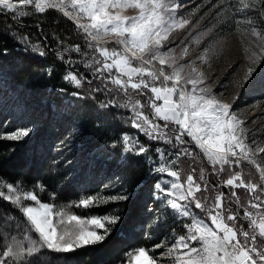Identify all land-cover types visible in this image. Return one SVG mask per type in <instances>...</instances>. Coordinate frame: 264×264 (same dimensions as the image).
Here are the masks:
<instances>
[{
    "label": "snow or ice",
    "instance_id": "6c2138e0",
    "mask_svg": "<svg viewBox=\"0 0 264 264\" xmlns=\"http://www.w3.org/2000/svg\"><path fill=\"white\" fill-rule=\"evenodd\" d=\"M224 4L220 5L222 11L217 16L234 7L237 13L255 12L259 20L264 21V0H238L235 5L224 0ZM18 5H34L38 14L53 9L73 21L82 32L88 48L94 53L91 61L85 62V67L99 65L93 69L92 76L100 80L103 87L97 86L91 90L97 93L111 92L108 88L110 82L125 97L123 103L108 100L101 106L128 109L131 127L148 140L169 146L170 157L162 147L154 149V157L150 145L142 144L137 137L128 134L122 136L124 152L143 156L146 162L152 161L153 172L172 178L171 183L158 181L154 187L160 202L171 210L173 218L183 221L186 234L179 235L171 244L157 243L153 249L143 246L130 249L123 254L121 264H264V184L246 182L241 172L233 171L240 167L241 161H248L255 164L260 180L264 182V164L257 163L252 155L254 152L264 153V146L257 145L255 139L247 141L245 122L237 117L231 103L217 99V95L222 94L212 93L203 72L195 66L197 59L205 60L207 49L203 50L204 55H198L188 64L178 63L188 53L187 46L179 58L174 54V47L165 49L170 33L184 29L190 23L178 11L185 7V2L0 0V14L11 13L12 20H16L17 15L24 16L25 13L18 9ZM129 10L134 14H126ZM232 19L238 31L242 24L254 23L246 16L237 17L234 14ZM244 31L259 43L258 52L250 57L252 66L246 69L243 81L238 84L240 88L244 84L251 87L256 76L264 73V67L261 66L264 64V27L261 30L250 27ZM20 39L25 44V50L31 47L41 56L46 55L40 46L29 44L27 35ZM110 39H114L118 47L102 46ZM74 48L77 53H81L80 45ZM245 52L247 54V49ZM58 58L64 59L59 54ZM157 64L159 67H156ZM185 68L190 69L188 75L183 74ZM65 79L81 87L82 81L87 78H78L69 73ZM88 83L91 85L92 81L88 80ZM129 89L138 96L147 97V107L152 110L151 114L144 111L145 104L140 99H133ZM169 125L173 127L169 128ZM32 132L31 127H21L13 132L0 133V140L20 142L30 137ZM189 144L199 149L211 165L214 175L219 178L226 174L228 178L218 180L216 184L204 183L202 187L189 174L186 182H181L178 165L182 158L193 156ZM200 179L204 180L203 174ZM21 185V181L14 184L0 178V198L22 213L27 222L23 239L28 242L27 247H24L12 237L13 243H9L0 253V264H9L10 260H24L25 264H32L30 258L41 254L44 249L70 253L82 247L102 244L120 222L121 217L111 211L103 215H90L88 218L70 214L65 210L66 206L42 202L36 191L24 190ZM222 187L229 188L230 194L221 191ZM34 188L41 193L45 191L42 184ZM240 188L251 196L247 206L241 205L237 197L235 190ZM55 195L50 194L53 201ZM22 199L32 201L33 204L24 205ZM129 199L130 194L126 190L106 196L97 193L82 196L75 202V206L87 209ZM233 205L236 206L235 210ZM196 210L205 215H198ZM55 216L61 218L59 223H64L66 218L68 224L74 222L75 227L58 229ZM245 221L247 227L244 226ZM30 233H35V238ZM156 248L164 250L158 255L150 254ZM159 257L170 259L160 260Z\"/></svg>",
    "mask_w": 264,
    "mask_h": 264
},
{
    "label": "trees",
    "instance_id": "16d2710c",
    "mask_svg": "<svg viewBox=\"0 0 264 264\" xmlns=\"http://www.w3.org/2000/svg\"><path fill=\"white\" fill-rule=\"evenodd\" d=\"M18 9L25 15H17L16 20L11 19V13L0 14V90L20 107L22 126L29 127L35 123L38 128L20 142L0 140V178L14 184L21 181L22 188L34 189L42 202L66 206L65 210L79 217L103 215L94 207L85 209L75 206L82 196L98 189L97 186L87 185L89 178L84 175V170L76 175L80 184L77 185L75 180L66 179L65 174L72 172L70 168L59 174L47 161L52 147L49 141L59 142L65 134L78 146L82 156H90L94 164L103 160V166L109 170L121 160L116 170L137 194L130 201L126 218L121 219L118 227H113L111 235L102 244L82 247L70 253L44 249L41 254L30 258L32 264H121L123 254L138 247L141 231L132 235L134 221L141 222L142 204L154 193L159 175L152 172L143 156L122 153V136L134 133L129 119L131 114L126 108L102 107L101 104L108 100L120 104L125 97L110 82L108 88L111 92L91 90L103 87L101 81L92 76L93 69L99 65L85 67V62L91 61L94 53L73 21L53 9L43 14L36 13L34 6ZM24 35L29 37L30 45L40 46L46 55L41 56L31 47L25 50V44L20 39ZM75 45H80L81 53L75 51ZM105 46L113 48V45ZM58 54L64 59L58 58ZM69 73L87 79L82 81L81 87H76L65 79ZM88 80L92 81L91 85ZM259 92L264 96V81ZM14 128L13 123L8 126V130ZM139 139L149 144L143 136ZM41 150L43 156L38 154ZM100 168L104 169L100 166L96 174ZM244 171L245 181L252 180L254 170L245 167ZM37 184L45 186V191L41 193L35 189ZM52 193L56 194L54 201L50 198ZM26 228L27 222L19 209L0 198V253L12 237H23ZM30 234L35 238V233ZM23 246L27 247V243ZM9 264H25V261L10 260Z\"/></svg>",
    "mask_w": 264,
    "mask_h": 264
},
{
    "label": "rangeland",
    "instance_id": "374dc122",
    "mask_svg": "<svg viewBox=\"0 0 264 264\" xmlns=\"http://www.w3.org/2000/svg\"><path fill=\"white\" fill-rule=\"evenodd\" d=\"M182 2H185V7L178 11L188 19L190 23L184 29H177L170 33L168 41L165 42V49L168 47H174V54L179 58L182 54L183 48L187 46L188 53L183 59L178 60V63L180 64H188L198 55H204L203 50L207 49L205 60L202 61L197 59L195 66L198 71L203 72L204 77L206 78V83L211 86L212 93L222 94L217 95V99L231 103L237 117L245 122L247 141L251 142L252 139H255L257 145L264 146V96L259 92V87L264 81V73L256 76V81L251 87H249V84H244L243 88L238 86V84L244 79L246 69L252 66L250 57L254 52H258L259 43L248 32L244 31V29L257 27L258 30H261V28L264 27V21H260L258 14L255 12L245 11L244 13H237L234 7L229 8L228 11L223 13V15L217 16V13L222 11L220 5L224 4V0H182ZM228 3L235 5L238 4V0H228ZM224 6L227 7V4H224ZM19 7L21 6L18 5V8ZM126 14L131 15L134 13L129 10ZM234 14L237 17L246 16L254 23L252 25L244 23L238 31L235 22L232 19ZM181 40H183L182 44L180 43ZM105 45L118 47L114 43V39H110L102 44V46ZM246 49L247 54L245 52ZM261 66H263V64ZM156 67H159V65L157 64ZM189 72L190 69L185 68L183 74L188 75ZM249 83L252 82L249 81ZM128 92L132 95L133 99L143 100L141 102L145 104L144 111L151 114L152 110L147 107L146 96H138L131 89H129ZM148 95H150V93H148ZM234 98L236 99L234 100ZM20 112V107L14 105L12 101L9 100V96L0 90V133L13 132L18 128L24 127L22 126L23 122L20 123L19 120L21 116ZM12 123L15 128L8 130V126ZM159 123L162 124L163 122L160 121ZM29 127L33 129L31 134H33L38 128L35 123L29 125ZM171 127L173 126L169 125V128ZM131 128L134 130V133L128 135L137 137L138 139L139 136H143L144 141L149 144L139 139L140 142L142 144L145 143L146 145H150L154 157L156 156L154 151L156 147L164 148L166 155L169 157L171 156L168 145L161 142L150 141L137 129L133 127ZM62 137L63 139L59 142L49 141L52 147L51 150H49L47 161H49L48 163L51 164L53 170L56 173L62 174V172H67V169L70 168L72 172H67L65 175H67L66 179L71 181H76V175L84 170V175L89 178L86 182L87 185L91 184L98 188L92 189L90 194L87 193V195H95L99 193L106 196L122 193L126 190L130 194L129 200L108 203L101 207H94L100 210L103 214L107 211H111L113 214L120 216L121 219L126 218L130 201L133 200L137 194L136 190H131L128 187L127 182L123 180L118 169L116 170V165H121V160L116 163L115 167L108 170L103 166V160H99L101 153L98 154L96 158L97 161H99L94 164V162L89 159L90 156H82L81 151L77 150L78 146L71 142L70 136L63 134ZM122 147L124 149L123 142ZM188 147L192 150L193 156L182 158L181 163L178 165L181 182H186L189 174L193 175L196 181L201 183L202 187L204 183L216 184L218 180L224 181L228 178L226 174H222L219 178L214 175L212 173L211 165L208 164L206 159L199 152V149H196L192 144H189ZM122 153L125 154L126 152L122 150ZM38 154L43 156V150ZM252 155L257 163L264 164V153L254 152ZM148 163L152 169V161H148ZM100 166L104 169L100 168L96 174L95 171ZM245 167L254 170V174L252 173L251 175L253 179L248 181L258 185L264 184V182L260 180L259 173L253 163L241 161L240 167L233 169V171L241 172L242 176H244ZM201 174L204 176L203 181L200 179ZM158 175V181H168L171 183V177L160 174ZM78 182L79 181L77 180V185H80ZM28 190L33 191L34 189ZM220 190L226 194H230L231 191L227 187H222ZM235 191L241 205L247 206L251 199L248 192L243 188L236 189ZM21 203L24 205L33 204L32 201H24L23 199ZM232 207L233 210L236 209L235 205ZM249 210L255 212L254 209ZM242 212L243 209H241V215ZM196 213L200 216L205 215L204 213L199 212V210H196ZM88 217L89 216L81 218ZM60 219L59 216L54 217L58 229H71L75 227L74 222L68 224L66 218L64 223H59ZM119 223L114 227H118ZM134 224L135 229L133 232L134 234L132 235H136L135 233L138 230L141 231L138 247L143 246L147 249H153L157 243L162 245L171 244L179 235L186 234V230L183 227V221L173 218L171 210L165 204L160 202L155 187L154 193L151 195L150 199L146 198L142 204L141 222L140 220H137L134 221ZM244 226L247 227L246 221L244 222ZM15 240L16 242L19 241L22 245L28 243L23 237H15ZM10 243H13V240H11ZM163 250V248H156L154 252H150V254L158 255ZM159 259L169 260L170 258L159 257Z\"/></svg>",
    "mask_w": 264,
    "mask_h": 264
}]
</instances>
